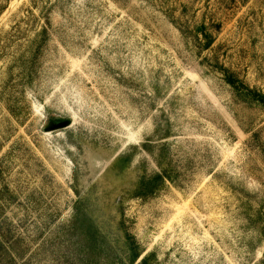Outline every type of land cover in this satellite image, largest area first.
Returning a JSON list of instances; mask_svg holds the SVG:
<instances>
[{"label":"rangeland","instance_id":"obj_1","mask_svg":"<svg viewBox=\"0 0 264 264\" xmlns=\"http://www.w3.org/2000/svg\"><path fill=\"white\" fill-rule=\"evenodd\" d=\"M231 75L264 93V0H0V264H264Z\"/></svg>","mask_w":264,"mask_h":264},{"label":"trees","instance_id":"obj_2","mask_svg":"<svg viewBox=\"0 0 264 264\" xmlns=\"http://www.w3.org/2000/svg\"><path fill=\"white\" fill-rule=\"evenodd\" d=\"M199 29L204 36V40L206 41L205 47L207 49L211 48V46L213 45V39H214L213 36L207 33V28L205 25L201 26ZM227 83L236 90L237 95L241 100L246 101L248 103H255L257 105L264 107V93L263 92L256 90V89L249 88L243 82H240L239 80H237L234 76L232 77L227 76ZM121 160H119V162ZM166 179L170 181V178H168L167 176H164V174L157 175L156 178L154 179L155 181L154 180H147L145 182L143 181L141 183L142 184L141 187H143V189L149 190L151 189V187H153L155 182L159 181L160 184H163V182ZM97 235H98V232H91L89 238L92 240L96 239ZM153 257L154 256L152 254L144 257L140 264H151V260L153 259ZM139 258H140L139 254L134 255L131 260V264H135Z\"/></svg>","mask_w":264,"mask_h":264},{"label":"water","instance_id":"obj_3","mask_svg":"<svg viewBox=\"0 0 264 264\" xmlns=\"http://www.w3.org/2000/svg\"><path fill=\"white\" fill-rule=\"evenodd\" d=\"M69 123H67L66 125H68Z\"/></svg>","mask_w":264,"mask_h":264}]
</instances>
